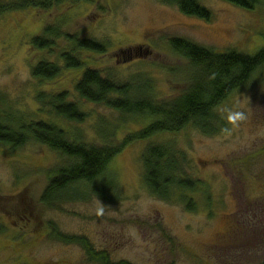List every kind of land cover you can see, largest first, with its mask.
<instances>
[{
	"label": "rangeland",
	"instance_id": "374dc122",
	"mask_svg": "<svg viewBox=\"0 0 264 264\" xmlns=\"http://www.w3.org/2000/svg\"><path fill=\"white\" fill-rule=\"evenodd\" d=\"M200 1L211 10L210 20L185 15L161 0L66 1L49 9L0 14V116L52 119L89 146L120 145L127 134L143 129L147 119L126 121L122 112L79 96L75 86L81 71L67 69L60 59L73 46L70 38L59 39L52 50L36 49L32 38L48 25L60 26L66 35L94 38L106 52L80 51L87 66L132 85L148 80L154 98L170 101L183 93L194 74L171 39H189L218 53L254 55L264 46V1L250 10L224 0ZM42 60L60 64V75L48 81L35 78L33 67ZM63 91L89 114L83 123L51 116L47 108L39 111L40 92ZM216 112L226 123L216 134L190 126L122 148L99 178L112 180L113 193L119 191L113 202L78 185L45 202L56 170L74 160L35 141L16 149L0 143V264H101L81 244L54 237V224L64 236L87 237L95 251L107 250L115 262L263 264L264 68ZM234 113H242L243 119L229 120ZM113 126L119 129L113 131ZM155 143L173 144L187 156L179 174L200 181V190L186 191L193 211L178 192L170 200L150 192L142 157L147 145ZM16 210L21 217H15Z\"/></svg>",
	"mask_w": 264,
	"mask_h": 264
},
{
	"label": "trees",
	"instance_id": "16d2710c",
	"mask_svg": "<svg viewBox=\"0 0 264 264\" xmlns=\"http://www.w3.org/2000/svg\"><path fill=\"white\" fill-rule=\"evenodd\" d=\"M66 1L80 3L94 0H13L8 3L0 1V14L28 8L49 9ZM161 1L177 6L188 16L204 20H210L212 17L211 10L200 0ZM224 1L250 10L255 9L264 0ZM63 37L70 38L73 46L69 51H63L60 59L67 69L81 71L75 86L79 96L86 101L106 104L109 108L122 112L126 121L145 122L147 119L148 124L143 129L127 134L118 146L96 147L89 146L80 138L72 139L67 129L52 119H29L15 113L0 116V143L16 149L35 141L74 160L56 170L55 177L43 195V200L48 203L55 200V196H63L62 192L72 185L83 189L90 188L86 190L87 194L96 195L103 200L118 201L120 193L118 190L113 193L112 180L99 178L122 148L136 141H148L163 133H178L190 126L209 135L218 133L226 123L216 112L217 106L232 92L248 84L258 69L264 68V46L254 55L236 50L218 53L189 39L173 38L171 45L174 51L189 60L194 74L183 93L170 101H158L151 95L152 86L148 80L132 85L130 82L104 76L100 70L87 66L79 55L80 51L88 50L101 54L106 52V46L94 38L66 35L60 26L48 25L43 34L34 36L31 42L36 49L52 50ZM62 68L55 61L42 60L33 67L32 74L42 81L53 80L60 75ZM37 100L42 105L40 112H45L44 108H47L46 113L68 122L83 123L89 115L77 102L69 100L66 91L40 92ZM118 129L113 126L112 130ZM186 158L182 150L170 143L147 145L142 157L146 171L145 180L150 192L165 200H170L178 192L184 198L181 202L187 205V200L186 208L193 211V199L186 191L200 190V181L196 182L179 174L187 162ZM106 181H110L112 185ZM183 191L185 192L181 194ZM80 194L86 195L82 192ZM53 235L67 243L81 244L88 257L101 264H131L127 261H113L107 250L95 251L85 236H64L55 224Z\"/></svg>",
	"mask_w": 264,
	"mask_h": 264
},
{
	"label": "clouds",
	"instance_id": "9594fccd",
	"mask_svg": "<svg viewBox=\"0 0 264 264\" xmlns=\"http://www.w3.org/2000/svg\"><path fill=\"white\" fill-rule=\"evenodd\" d=\"M228 119L235 122L237 120L243 119V114L242 113H234V114L229 115Z\"/></svg>",
	"mask_w": 264,
	"mask_h": 264
},
{
	"label": "flooded vegetation",
	"instance_id": "af4514ba",
	"mask_svg": "<svg viewBox=\"0 0 264 264\" xmlns=\"http://www.w3.org/2000/svg\"><path fill=\"white\" fill-rule=\"evenodd\" d=\"M14 214H15V217H18V218L21 217V214H20L19 210H16ZM30 215H33V214L31 213ZM1 217H3V215ZM5 222H6V219H5V217H3L2 226H4L3 224H5Z\"/></svg>",
	"mask_w": 264,
	"mask_h": 264
}]
</instances>
